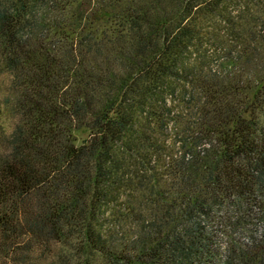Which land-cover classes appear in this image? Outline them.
Instances as JSON below:
<instances>
[{"label": "trees", "instance_id": "obj_1", "mask_svg": "<svg viewBox=\"0 0 264 264\" xmlns=\"http://www.w3.org/2000/svg\"><path fill=\"white\" fill-rule=\"evenodd\" d=\"M0 76L1 264H264V0H0Z\"/></svg>", "mask_w": 264, "mask_h": 264}, {"label": "rangeland", "instance_id": "obj_2", "mask_svg": "<svg viewBox=\"0 0 264 264\" xmlns=\"http://www.w3.org/2000/svg\"><path fill=\"white\" fill-rule=\"evenodd\" d=\"M7 85H8V82L6 81V79L4 77L0 76V97L3 96V94L6 92ZM12 129H13L12 119H10L7 114H2L0 116V145H1V141L4 138H6L12 132ZM80 135L85 136L86 133L82 132V133H80ZM226 241L227 240L225 238H223L222 245H224V247L227 244ZM46 263H48V262H46ZM0 264H1V262H0Z\"/></svg>", "mask_w": 264, "mask_h": 264}, {"label": "built area", "instance_id": "obj_3", "mask_svg": "<svg viewBox=\"0 0 264 264\" xmlns=\"http://www.w3.org/2000/svg\"><path fill=\"white\" fill-rule=\"evenodd\" d=\"M261 232L263 231V228L260 229ZM218 264H225L224 262H219Z\"/></svg>", "mask_w": 264, "mask_h": 264}]
</instances>
